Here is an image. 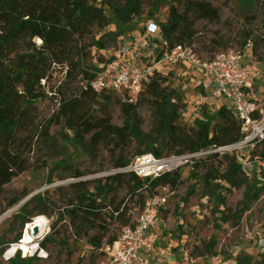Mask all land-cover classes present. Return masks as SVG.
Masks as SVG:
<instances>
[{"label": "rangeland", "instance_id": "1", "mask_svg": "<svg viewBox=\"0 0 264 264\" xmlns=\"http://www.w3.org/2000/svg\"><path fill=\"white\" fill-rule=\"evenodd\" d=\"M174 1L143 0L142 14L129 24L118 22L108 11L111 25L104 30L94 29L88 39L98 38L106 32H115L119 37L115 43L108 44L104 51L92 49L93 57L87 60L86 67H99L100 57L109 56V52L123 42L130 45L131 54L125 56L127 60L132 55L136 60L141 57L146 60L151 51L149 45L156 37L155 34H148V26L165 21L170 4ZM204 1L217 9L218 18L195 20L196 35L192 50L206 61L221 52L244 53L245 64L256 83L255 96L261 98L264 107V0ZM169 76V83L179 91L184 105L178 121L180 128L193 129L199 120L205 118V108L214 113L225 104L223 100L213 97L209 79L202 69L178 64L172 67ZM82 77L79 70L73 79L65 80L61 91L63 95L78 97L85 82ZM98 95L93 97L90 93L81 97V110L103 117L109 115L112 124L122 126L121 103L127 96L122 92ZM132 102L138 104L141 130L156 135L155 114L145 95L140 94ZM57 109L56 100H44L37 105L39 118L48 125ZM51 122L49 139L42 135L34 139L31 152L26 155L28 169L5 185L0 193V264H9L5 251L15 241L17 234H22L26 225L40 216L47 220V229L38 239L40 246L46 238L49 240L43 248V256H35L31 264H111L107 254L101 255V251L93 249L89 237L75 233L67 214L77 194V188L71 185L81 180H92L87 189L95 192L104 186L103 178L114 173L119 158L134 162L144 146L131 142L116 149L111 139L105 138L97 148H83L74 142L71 132L63 131L62 125ZM250 151L246 148L227 151L238 155L248 184L222 191L220 194L225 196L223 205L215 194L208 196L204 193L202 175L209 163L203 159L179 168L181 181L174 188H158V193L166 195L167 204L160 209L158 223L149 235V247L142 252L138 264H239L247 256L252 262L260 260L264 251V162L250 155ZM171 156L174 155H165ZM197 162H200L199 165ZM78 170L83 175L79 179L72 177ZM127 190L125 178L112 185L110 198L115 197V204L125 200L130 208L125 218L133 223L141 210L125 199ZM142 193L147 195L145 191ZM37 194L43 195V208L47 214H40L36 203L30 204L27 208L32 212L28 216L29 223L22 226L17 214ZM13 200L18 201L9 207ZM108 212L105 211L103 215L108 223L106 235L109 237L113 232L119 235L122 230L120 224ZM97 232L91 230L89 236Z\"/></svg>", "mask_w": 264, "mask_h": 264}, {"label": "trees", "instance_id": "2", "mask_svg": "<svg viewBox=\"0 0 264 264\" xmlns=\"http://www.w3.org/2000/svg\"><path fill=\"white\" fill-rule=\"evenodd\" d=\"M142 4L143 0H0V193L5 185L28 169L26 155L31 152L34 139L41 135L49 139L51 121L62 125L63 131L71 132L74 142L83 148H97L105 138H110L116 149L131 142L143 145L137 158L148 154L160 159L166 154L197 153L232 145L243 139L240 121L233 117L225 104L214 113L205 108V118L199 120L193 129L180 128L178 121L184 105L179 91L169 83V75H154L140 93L145 95L154 111L156 135L141 130L138 104L128 98L121 103L122 126L112 124L109 115L103 117L81 110V97L90 93L93 97L99 96L89 88L98 68L92 66L90 69L85 65L93 57L92 49L106 50L108 44L117 41L119 34L106 32L98 38H88L94 29L104 30L111 25L108 11L118 22L129 24L142 14ZM216 18L217 9L209 2L175 0L170 4L166 20L158 24L160 36L153 41L164 44L169 51L179 46L192 48L196 35L195 20ZM35 38L41 40L40 45ZM104 59L101 56L98 63H103ZM79 70L85 81L80 95H63V82L73 79ZM48 99L56 100L58 104L49 125L39 118L37 110V105ZM250 155L264 162V147L256 144ZM201 159L209 163L202 175L204 193L208 196L215 194L220 204L225 203V196L220 194L222 191L247 186V175L235 153H210ZM131 163L119 158L115 170L125 169ZM197 163L199 165L200 162ZM82 175L78 170L72 177L79 179ZM125 178L128 185L125 199L142 210L146 200L156 194L158 188H174L181 181V174L176 170L153 178H142L132 171L117 172L103 178L104 186L95 192L87 189L92 180L80 179L72 184L77 188V194L67 210L68 217L75 233L89 237V243L97 251H101L105 244H114L120 236L113 232L107 237L105 211L109 210L121 229L130 224L125 218L130 211L125 200L115 204V197L110 198L112 185ZM144 191L146 196L142 193ZM17 201L13 200L9 207ZM33 203L39 207L40 214H47L43 208V195L37 194L17 214L22 226L29 223L28 216L32 212L27 208ZM56 224H53L54 229ZM91 230L98 232L89 236ZM20 237L21 232L15 241ZM48 240L41 242L42 248ZM100 254L106 253L101 251ZM35 258H23L17 253L9 264H31ZM239 264H264V251L259 261L252 262L247 256Z\"/></svg>", "mask_w": 264, "mask_h": 264}, {"label": "built area", "instance_id": "3", "mask_svg": "<svg viewBox=\"0 0 264 264\" xmlns=\"http://www.w3.org/2000/svg\"><path fill=\"white\" fill-rule=\"evenodd\" d=\"M147 31L148 34H155V38L160 36L157 24H149ZM149 46L151 51L146 60L141 59L142 57L136 60L133 55L127 60L125 56L130 53V45L126 42L120 43L113 52H109V56H104L103 63L94 71V78L89 82L90 90L95 94L122 92L132 102L156 74L170 75L172 67L178 64L202 69L209 79L213 97L223 100L233 117L240 121L244 137L238 143L197 153L160 159L148 154L136 158L130 166L115 170L113 174L132 171L142 178H153L164 173H173L210 153H225L243 148L252 150L256 144L264 147V107L261 98L255 96L256 83L251 79L244 53L221 52L206 61L200 59L191 47L179 46L169 51L164 44L154 41ZM166 204V195L157 192L150 196L135 221L122 228L118 240L101 248L110 257L111 264L140 262L142 252L149 247V235L158 223L160 209ZM28 225L21 237L5 251L6 260H10L17 253L23 258L43 256L44 250L39 244V238L35 242H26Z\"/></svg>", "mask_w": 264, "mask_h": 264}, {"label": "bare ground", "instance_id": "4", "mask_svg": "<svg viewBox=\"0 0 264 264\" xmlns=\"http://www.w3.org/2000/svg\"><path fill=\"white\" fill-rule=\"evenodd\" d=\"M37 44H41V40L35 38ZM26 242H35L47 229V220L40 216L27 226Z\"/></svg>", "mask_w": 264, "mask_h": 264}, {"label": "crops", "instance_id": "5", "mask_svg": "<svg viewBox=\"0 0 264 264\" xmlns=\"http://www.w3.org/2000/svg\"><path fill=\"white\" fill-rule=\"evenodd\" d=\"M148 249V248H147ZM147 249H145L143 252L147 251Z\"/></svg>", "mask_w": 264, "mask_h": 264}]
</instances>
